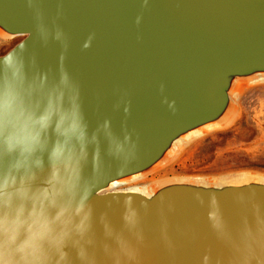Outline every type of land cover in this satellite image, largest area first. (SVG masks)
<instances>
[{
	"label": "water",
	"instance_id": "1",
	"mask_svg": "<svg viewBox=\"0 0 264 264\" xmlns=\"http://www.w3.org/2000/svg\"><path fill=\"white\" fill-rule=\"evenodd\" d=\"M0 30V264H264L263 179L109 188L264 79V0H0Z\"/></svg>",
	"mask_w": 264,
	"mask_h": 264
},
{
	"label": "rangeland",
	"instance_id": "2",
	"mask_svg": "<svg viewBox=\"0 0 264 264\" xmlns=\"http://www.w3.org/2000/svg\"><path fill=\"white\" fill-rule=\"evenodd\" d=\"M21 38L0 35V55ZM242 178L264 180V79L235 89L222 124L186 138L152 171L117 187L149 190L167 180L223 183Z\"/></svg>",
	"mask_w": 264,
	"mask_h": 264
},
{
	"label": "bare ground",
	"instance_id": "3",
	"mask_svg": "<svg viewBox=\"0 0 264 264\" xmlns=\"http://www.w3.org/2000/svg\"><path fill=\"white\" fill-rule=\"evenodd\" d=\"M0 35H2V36H4L5 37V35L1 32V30H0ZM195 132H193L192 134H194ZM196 134V133H195ZM127 181L126 180H124V181H117V182H113V183H111L110 184V186H109V188L110 189H118V187L117 186H119V185H123L124 183H126ZM117 187V188H116ZM129 190H131V191H137V192H141V193H144V189H141V190H139L138 188H136V187H131V188H128Z\"/></svg>",
	"mask_w": 264,
	"mask_h": 264
}]
</instances>
